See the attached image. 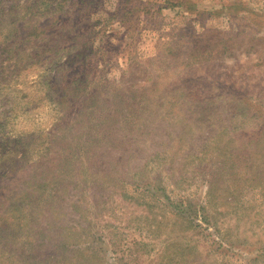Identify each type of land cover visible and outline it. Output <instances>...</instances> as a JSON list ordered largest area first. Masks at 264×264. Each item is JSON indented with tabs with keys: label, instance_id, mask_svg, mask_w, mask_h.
Masks as SVG:
<instances>
[{
	"label": "rangeland",
	"instance_id": "rangeland-1",
	"mask_svg": "<svg viewBox=\"0 0 264 264\" xmlns=\"http://www.w3.org/2000/svg\"><path fill=\"white\" fill-rule=\"evenodd\" d=\"M0 264H264V0H0Z\"/></svg>",
	"mask_w": 264,
	"mask_h": 264
},
{
	"label": "trees",
	"instance_id": "trees-1",
	"mask_svg": "<svg viewBox=\"0 0 264 264\" xmlns=\"http://www.w3.org/2000/svg\"><path fill=\"white\" fill-rule=\"evenodd\" d=\"M41 243H42V242H41ZM41 243L39 244V247H40V248H42V247H43V244H41Z\"/></svg>",
	"mask_w": 264,
	"mask_h": 264
}]
</instances>
